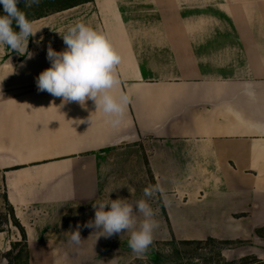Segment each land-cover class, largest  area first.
Masks as SVG:
<instances>
[{"label":"crops","instance_id":"0c3cea01","mask_svg":"<svg viewBox=\"0 0 264 264\" xmlns=\"http://www.w3.org/2000/svg\"><path fill=\"white\" fill-rule=\"evenodd\" d=\"M7 205L26 264L264 240V0H91L0 35Z\"/></svg>","mask_w":264,"mask_h":264},{"label":"rangeland","instance_id":"374dc122","mask_svg":"<svg viewBox=\"0 0 264 264\" xmlns=\"http://www.w3.org/2000/svg\"><path fill=\"white\" fill-rule=\"evenodd\" d=\"M9 210L10 208L6 206L4 211H0V229L7 230L10 223L13 224L7 218ZM262 233L264 235V229ZM208 238L203 239L201 244L190 243L187 242L189 240L177 239L174 236L152 245H143L140 241L132 248L126 247L124 264H228L227 262L231 264L230 262L250 255L259 256L264 260V240L262 239L257 238L254 243L252 240L243 238L236 240L214 238L215 241H208ZM16 242L15 247H12V243L10 250L0 251V264H26L29 252L22 236Z\"/></svg>","mask_w":264,"mask_h":264},{"label":"trees","instance_id":"16d2710c","mask_svg":"<svg viewBox=\"0 0 264 264\" xmlns=\"http://www.w3.org/2000/svg\"><path fill=\"white\" fill-rule=\"evenodd\" d=\"M91 0H0V35L15 36L27 31L30 23L35 20L47 16L49 14L63 11L71 7L77 6ZM8 206V205H7ZM7 218L13 222L21 231V236L26 245V232L19 220L16 218L14 210L11 206ZM0 231H4L0 229ZM208 241H215L213 237H209ZM187 242L203 243V241L189 240ZM17 242H13L12 247ZM225 261V258H223ZM227 260V259H226ZM229 264V262H227ZM231 264H264V260L257 256H244L241 260L230 262Z\"/></svg>","mask_w":264,"mask_h":264}]
</instances>
